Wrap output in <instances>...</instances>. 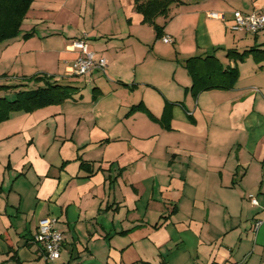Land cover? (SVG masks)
Segmentation results:
<instances>
[{"label":"crops","instance_id":"crops-1","mask_svg":"<svg viewBox=\"0 0 264 264\" xmlns=\"http://www.w3.org/2000/svg\"><path fill=\"white\" fill-rule=\"evenodd\" d=\"M262 10L181 0L143 23L134 0H33L0 42V85L83 89L0 123V264H264V30H229L233 12ZM82 37L104 72L67 73ZM191 57L235 67L234 86L193 96ZM46 217L62 234L55 261L33 242Z\"/></svg>","mask_w":264,"mask_h":264},{"label":"trees","instance_id":"trees-1","mask_svg":"<svg viewBox=\"0 0 264 264\" xmlns=\"http://www.w3.org/2000/svg\"><path fill=\"white\" fill-rule=\"evenodd\" d=\"M33 0H0V42L14 38ZM181 0H134L136 12L143 23H153L157 16H166L172 4ZM156 37L161 38L160 28H155ZM252 51L238 54L232 52L233 61H243ZM184 68L191 79L190 92L193 96L211 89H229L234 86L238 72L235 67L223 66L214 57H191L185 60ZM42 85L24 89V84L0 85V123L12 114L29 113L36 109L60 104L70 97V86L60 85L52 78L33 77L27 80ZM11 98V99H10ZM140 109L135 106L130 112Z\"/></svg>","mask_w":264,"mask_h":264},{"label":"built area","instance_id":"built-area-1","mask_svg":"<svg viewBox=\"0 0 264 264\" xmlns=\"http://www.w3.org/2000/svg\"><path fill=\"white\" fill-rule=\"evenodd\" d=\"M210 18L223 19L221 13L210 12ZM232 33H241L250 36H256L259 32L264 30V10L253 13H242L239 11L233 12V20L229 27ZM161 42L169 44L172 42L168 36L161 37ZM68 48L78 52L77 58L67 68V73L70 75L83 77L94 69L104 72L106 67V59L101 57L95 58L94 52L90 49L86 38L82 37L73 40ZM249 201L252 205L256 206L255 198L249 196ZM262 224V221L257 220L253 224V232ZM56 220L53 217H46L38 221L33 242L41 245L44 252V259L46 261H55L60 257L62 246V234L55 228Z\"/></svg>","mask_w":264,"mask_h":264},{"label":"rangeland","instance_id":"rangeland-1","mask_svg":"<svg viewBox=\"0 0 264 264\" xmlns=\"http://www.w3.org/2000/svg\"><path fill=\"white\" fill-rule=\"evenodd\" d=\"M74 81H78V79L77 80H73V82H72V80H71V82H70V84H66L67 83V81H58L57 83L58 84H60V85H69V86H73L74 84H78V87H79V89L80 90H82L83 88H82V82H80V81H78L77 83L75 82L74 83ZM72 90V89H71ZM88 91V90H87ZM11 99V98H10Z\"/></svg>","mask_w":264,"mask_h":264}]
</instances>
